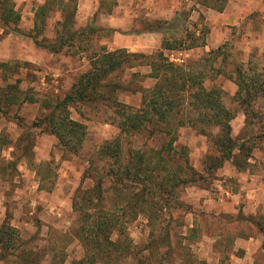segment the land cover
I'll return each instance as SVG.
<instances>
[{
    "label": "rangeland",
    "instance_id": "obj_1",
    "mask_svg": "<svg viewBox=\"0 0 264 264\" xmlns=\"http://www.w3.org/2000/svg\"><path fill=\"white\" fill-rule=\"evenodd\" d=\"M123 1L128 2L127 8L120 6L118 0H103L101 4L100 11L105 14L113 11L116 17H123L119 18L118 25L110 26L106 15H98L91 22L95 30L77 35L72 40L66 39L67 34L58 33L62 27L57 23L58 13L53 10L49 24L39 38L46 36L45 43L50 45L60 41V37L68 41L55 51L40 46L30 37L34 12L42 3L34 0L19 9L20 33H16L12 40L10 38L0 55V90L3 89L0 91V226L7 220L17 228L19 236L16 245L7 249L0 244V253L5 252L0 264H88L84 260L85 248L75 234L81 222L73 208V199L79 189L94 186L95 180L89 175L96 169L107 171L106 159L100 149L107 140L120 134L115 101L133 108L141 105L143 89L153 86L155 79L148 76L151 68L139 63L153 59L133 57L122 68L108 73L102 80L103 86L92 95L94 99L71 107L72 117L87 126L86 138L76 153L66 152L56 135L50 132L43 120L46 111L42 103L44 95L63 98L69 93L80 75L101 58L98 54L102 52V46L109 51L118 49L121 39L128 35L133 44L138 35L143 37L136 40L139 45L152 43V36L144 34L148 32L145 30L169 25L176 19V33L160 32L162 43L166 37L169 41L177 39L175 45L182 41L183 47H190L193 51L190 61L206 57L210 50L216 49L211 45L207 47L208 41L221 47L218 53L211 55L216 56L214 68L208 71L212 79L207 78L205 84L223 88L225 105L237 108L233 98L238 86L230 78L238 76L236 68H242L247 78L253 74L264 79V10L255 8L253 3L248 17L241 24L230 26L229 34L223 37L211 33L208 25H197L195 17H191L199 0H181L175 10L168 0ZM233 1L236 0H229L226 7ZM69 2V7L62 6L72 11L74 2ZM52 7L58 8L57 3ZM72 27L79 29L83 24L74 23ZM196 27L201 28L196 30ZM11 28L0 26V31L13 33ZM9 44L13 47L7 52ZM159 50L161 48L144 54L157 57ZM169 51L171 49L162 50L168 57ZM5 90L7 92L3 93ZM7 94L9 97L6 98ZM179 120H174L178 126L176 145L178 148L186 145L190 163L203 176H210L205 171L206 160L219 155L213 138L199 130L200 124L193 126L188 119L184 123ZM231 123L236 136L244 126V115L238 113ZM147 125L140 134L122 136L126 151L130 148L160 149L168 141L169 136L155 130L157 126ZM216 131L217 128H212V133ZM241 164L242 167L245 165L243 170H234V165L227 161L217 170V178L187 184L179 196L183 205L173 198L167 209L145 206L144 212L126 224L125 232L130 238L132 253L124 260L130 264H228L235 238L253 230L250 222L254 216L243 209L219 212L212 203L227 196L225 190L238 191L246 179L251 181L249 175L264 179V149L255 150L253 158L248 162L241 160L240 167ZM112 184L106 181V186ZM110 191H113L111 188L109 193L116 195ZM259 218L264 221V214ZM164 228L171 229L170 252L164 242ZM118 237V233L113 235L114 239ZM152 241L163 243L154 248Z\"/></svg>",
    "mask_w": 264,
    "mask_h": 264
},
{
    "label": "trees",
    "instance_id": "obj_2",
    "mask_svg": "<svg viewBox=\"0 0 264 264\" xmlns=\"http://www.w3.org/2000/svg\"><path fill=\"white\" fill-rule=\"evenodd\" d=\"M69 1L45 0L38 5L34 14L33 33L30 34L37 44L55 51L68 43L63 37L52 45L45 43L48 40L46 36L39 38L47 28L53 10L58 13L57 23L62 27V30L57 31L59 34H67L68 40L95 30L91 23L73 29L72 26L76 24L77 1L71 0L74 2L72 11L65 8L69 7L71 3ZM227 2L228 0H203L204 5L219 11L224 10ZM56 3L58 8L55 9L52 6ZM15 5V0H0V26H12L11 30L20 33L18 23L21 20V13ZM174 20L169 25L156 26L145 31L176 33L177 29L174 26L176 19ZM6 33L0 34V40ZM166 38L161 50L156 54L157 57L142 52H131L126 48L109 51L102 46V52L98 54L101 58L94 62L93 67L80 75L69 93L63 98L44 95L45 99L42 103L46 111L44 123L50 132L56 135L66 152L76 153L86 138L87 126L72 117L71 107L94 99L92 95L103 86L102 80L108 73L122 68L124 63L133 57L153 59L147 63H139L149 66L151 71L148 76L155 79L153 86L143 89L141 105L133 108L115 101L117 105L115 115L120 134L107 140L100 149V154L106 159L107 171L99 172L96 169L94 174L89 175L95 180L94 186L79 189L73 199V208L81 222L75 234L85 248L84 260L88 264L99 262L130 264L124 260L132 253L130 238L125 232L126 224L136 218L140 212H144L145 206L149 205L150 209L155 206L167 209L173 198L179 201L178 204L183 205L179 196L187 184L198 180L210 182V179L217 178V170L224 167L227 161L234 165V170H243L245 165L242 167L241 164L240 167L239 162L241 160L248 162L253 158L255 150L264 149V79L261 80L253 74L247 78L242 68H236L235 72L238 76L230 77L238 86L233 98L237 108L232 109L224 103L223 88L216 84L212 87L205 84L207 78L212 79L208 76V71L214 68L213 61L216 59V56H212L218 53L221 47L210 50L206 57L189 60L183 65L171 61L162 52L163 49L183 47L182 41H179V45H175L177 39L169 41ZM117 53H122L120 55L123 56H117ZM217 72H220L219 69ZM5 92L7 90L3 93ZM8 94L6 98L9 97ZM240 112L244 115L245 123L241 132L234 136L231 121ZM178 118H180L179 123H184L185 119H188L193 126L200 124L199 130L204 134H210L213 138L215 150L219 155L206 160L205 171L210 176H203L190 163L186 145L180 148L176 145L178 126L174 124V120ZM191 119L194 121L191 122ZM148 123L157 126L156 131L169 136L168 141L160 149L130 148L126 151L122 136L140 134L147 129ZM36 125L41 124L36 123ZM212 128H217V131L212 133ZM172 162L173 165H170ZM106 181L113 184L106 186ZM110 188L113 190L110 192H115L116 195L109 193ZM106 205L108 206L105 207ZM114 208L120 210H113ZM163 231L166 239L164 242L168 244L167 249L170 252L171 229L164 228ZM115 233H118L117 239L113 238ZM18 236L17 228L5 220L0 226L2 248L7 249L16 245ZM152 243L154 248H159V244L163 241L159 243L152 241ZM4 254L0 253V258ZM27 258L28 256L26 261Z\"/></svg>",
    "mask_w": 264,
    "mask_h": 264
},
{
    "label": "crops",
    "instance_id": "obj_3",
    "mask_svg": "<svg viewBox=\"0 0 264 264\" xmlns=\"http://www.w3.org/2000/svg\"><path fill=\"white\" fill-rule=\"evenodd\" d=\"M37 1L41 3L45 2V0ZM76 1V23L79 22L83 24V26L90 24L94 17L98 15H106V20L109 22L110 26L118 25L119 20L123 19V17L121 16L116 17L113 14V11L108 12L107 14H105V11H100L103 0ZM15 2V7L17 10H19L24 6L27 7L28 5L32 4L34 0H15ZM118 2H120V6H125L127 8V1L118 0ZM122 2L126 3L123 5ZM167 2L169 4L173 3L172 6H174L173 8L175 10L176 7L179 8L178 5L181 3V0H168ZM196 3L195 4L197 8H194L192 10L193 15L191 16L195 17V19L197 20L196 24H200L201 27L202 25H208V27L211 28V33L214 32V35H220L223 37L229 34L227 30L231 28L230 26H234L235 24L239 25L245 19V17H248L247 14L252 11V7L250 6V4L253 3L255 8H258L259 10H264V0H236L233 1L231 5L225 7L222 11H219L211 6L204 5L203 0H199V2ZM171 10L172 9H170V11ZM201 27H196L195 29L197 30ZM118 33L120 34V32ZM145 33H148L152 36V43L139 45V42L136 43V40L140 41V39H142L143 37H140V35H138L136 39H134L135 44H133L132 37L128 35L129 37L126 36L125 38L121 39L122 43L121 46L118 48H126L132 52L143 53H149L155 49L161 48L162 35L160 32L148 31L144 32V34ZM0 34H2V31H0ZM16 35V32L12 33L11 31L6 34L5 37L2 36L0 40V55L3 53L2 48L8 45L10 38L12 40ZM223 37L220 39L222 40ZM209 45H211L213 48L218 47L216 45H213L211 41H208V44H206L207 47ZM11 47L13 46H10V44L9 46H7V52L11 49ZM176 49H185L187 51V53L185 52L186 63L190 60V58H192L193 51L190 47H180ZM249 178H251V181H247L246 179L245 183L242 184L241 188L238 191L234 192L225 190L227 196H224L223 198H220L216 202L212 203L213 208H215L219 212L231 213L239 212L240 209H243L246 210L251 216H254L250 222V226H252L253 230L248 233L240 234L235 238L234 250L236 251L233 250L230 253V259L228 264H264V222L261 221L259 218L262 214H264V179L260 180L258 179V177L254 179L255 174L252 176L249 175Z\"/></svg>",
    "mask_w": 264,
    "mask_h": 264
},
{
    "label": "built area",
    "instance_id": "obj_4",
    "mask_svg": "<svg viewBox=\"0 0 264 264\" xmlns=\"http://www.w3.org/2000/svg\"><path fill=\"white\" fill-rule=\"evenodd\" d=\"M187 51L185 49H176L169 51V58L171 61L182 64L186 61V54Z\"/></svg>",
    "mask_w": 264,
    "mask_h": 264
}]
</instances>
